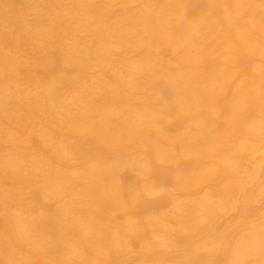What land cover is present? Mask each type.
Wrapping results in <instances>:
<instances>
[{
  "label": "bare ground",
  "instance_id": "6f19581e",
  "mask_svg": "<svg viewBox=\"0 0 264 264\" xmlns=\"http://www.w3.org/2000/svg\"><path fill=\"white\" fill-rule=\"evenodd\" d=\"M0 264H264V0H0Z\"/></svg>",
  "mask_w": 264,
  "mask_h": 264
}]
</instances>
